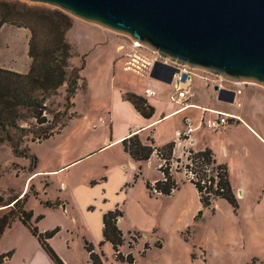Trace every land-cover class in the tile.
Returning a JSON list of instances; mask_svg holds the SVG:
<instances>
[{
  "label": "crops",
  "instance_id": "crops-1",
  "mask_svg": "<svg viewBox=\"0 0 264 264\" xmlns=\"http://www.w3.org/2000/svg\"><path fill=\"white\" fill-rule=\"evenodd\" d=\"M151 54L149 51L147 55ZM122 58L110 62V67H104L102 73L97 75L98 81L103 72H107L110 88L105 95L97 96L100 104H92L91 112H94V116L90 119L84 113L78 119H70L65 130L55 136L59 137L56 149L62 155L58 165L39 170L38 174L57 178L65 171H77L76 168H82V164L91 162L92 158L100 161L104 172L97 178L80 176L72 185L66 177H61L60 193L69 187L72 193L68 199L59 195L61 206H43L47 210L33 213V217L43 215L37 221L40 231L58 227L56 235L48 239L53 244V240L61 234L67 246L71 245L75 237H80L83 242L91 243L96 252L101 251V246L109 243L105 241L99 244L103 240V214L117 208L122 213L117 219V226L123 236L129 232H138L140 237L144 236L134 229L133 224H125V212L132 208L139 217H146L152 205V196L165 195L152 193L146 188V182L153 184L162 178L158 168L160 159L155 152L147 161L141 162V173L137 178L134 177L138 172V162L124 151L122 141L138 134L142 141L149 136L156 147L174 142L173 156H179L186 150L201 151L209 148L212 151L215 160L227 167L228 178L238 202L236 209L225 199L219 198L212 203L211 217L218 222L212 233L214 241L229 242V245H237L243 251H246V247L253 248L247 249V252L250 251L249 258L243 264L254 257L264 262V87L246 81L219 80L215 83L211 82L208 75H196L187 89L179 93L178 100L174 101L171 83L126 69ZM216 84L234 92L232 102L217 98L218 94L213 89ZM124 93L144 97L153 107L152 115L142 116L123 97ZM214 111L234 118L230 117L228 123L221 127L206 128L204 123L216 117ZM75 114L78 115L76 111ZM185 117L191 119L193 127L188 138L182 136ZM152 167L157 174L150 177L146 170ZM176 182L178 188L167 197L175 203L176 209L181 208L182 211L191 204V214H196L201 206L196 189L186 178L176 175ZM216 203L224 209V217L214 213ZM58 209L64 213L61 216L68 223L43 225L44 221L41 220L46 218L48 211ZM150 223L146 229L150 233L155 232L157 227L152 230V221ZM160 229L167 234L164 223ZM123 246L120 251L128 253L129 248L124 251Z\"/></svg>",
  "mask_w": 264,
  "mask_h": 264
},
{
  "label": "rangeland",
  "instance_id": "rangeland-1",
  "mask_svg": "<svg viewBox=\"0 0 264 264\" xmlns=\"http://www.w3.org/2000/svg\"><path fill=\"white\" fill-rule=\"evenodd\" d=\"M20 1L26 2L28 5L51 6L43 3ZM71 18L72 26L65 36L73 49L70 63L81 65L83 59L84 64L81 70L84 79L83 85L76 91L72 100L70 99L72 103L74 101L71 106L65 104V85L47 98L45 101L46 110L43 111L42 115L45 117L43 124H35V121L30 118L20 121V126L25 127L31 133L36 128L46 127L53 120V117L58 115V122L49 131L51 133L49 138L39 142L31 141V134L23 138L24 141L20 147L36 158L35 163H33L31 157H24L15 153L7 142L0 143V216L9 210L10 207L8 206H11V204H3L9 202L17 194L24 192L28 194V200L25 202L24 207L32 210L34 214L47 210L43 207L45 205L39 202L40 200L50 198L52 201H59L56 206L59 207L61 206L59 195H63L68 199L72 193L70 187L60 193L59 182L61 177H66L69 184L72 185L75 184V179L80 176L97 178L104 172L100 161L92 158L91 162L82 164V168H76L77 171L74 169L65 171L57 178H49L38 174L39 170L58 165L62 155L56 149L59 137L55 136L65 130L70 119L74 117L78 119L84 113H87L90 119L94 116V112H91L92 104L94 102L100 104V99L97 96H100V94L105 95V92H108L110 88L109 74L103 72L101 80L98 81L97 75L102 73L104 67H110V62L122 57L124 66H126L125 52L129 44L123 42V37L114 33L115 31L102 28L91 22L73 16ZM1 28L0 67L26 73L30 65V58L27 55L29 30L6 24L2 25ZM119 45L122 48H119ZM129 48H131L130 45ZM138 50L142 56H148L149 51L147 49L146 51L142 48ZM194 74L202 77L207 75L200 70H194ZM75 111L78 115L75 114ZM33 124L35 125L32 126ZM187 155V150L181 152L179 156L172 155L171 174L175 180L176 175L183 179H187L189 176L183 168ZM159 163H161L159 165L161 167L163 164L161 159ZM32 174L34 175L31 177ZM146 174L151 177L156 175L157 171L152 167V169L146 170ZM30 177L31 179H29ZM174 204L167 196H152V205L149 207V214L147 213L146 217H139L132 208L125 212V224H133L134 229L144 235L140 237L138 232H129L124 237L123 250L126 251L129 248V252L134 257L132 264H243L244 261H247L250 252H247V249L252 250L253 248L246 247V251H243L237 245H229V242L226 244L214 241L212 233L216 230L218 222L211 217V208L203 210L202 217L198 219L195 217L197 213L191 214V204L183 211L181 208L176 209ZM68 207H70V203ZM200 209L201 206L198 211ZM61 213L63 212L60 209L48 211L46 218L41 220L44 221L43 225H51L52 223L67 224L68 221L63 219ZM214 213H219L218 217L225 216L224 209L218 203L214 205ZM36 217H32V222ZM151 221L152 230L157 227V230L152 233L146 229ZM162 223L166 226L167 234L160 229ZM36 225L40 227L37 222ZM38 229L40 230V228ZM60 236L53 240L56 247L52 242L48 241V243L64 264H91V262H88L89 257L80 237H75L71 245L67 246L65 240H62ZM157 244H160V247ZM145 245L148 246L147 249L144 248ZM101 251L103 253L102 264H127L115 260L109 243L101 246ZM97 252L100 251L97 250ZM8 253L10 255L5 256ZM0 260H2L0 264H56L40 246L36 237L19 220H15L11 226L0 233Z\"/></svg>",
  "mask_w": 264,
  "mask_h": 264
},
{
  "label": "trees",
  "instance_id": "trees-1",
  "mask_svg": "<svg viewBox=\"0 0 264 264\" xmlns=\"http://www.w3.org/2000/svg\"><path fill=\"white\" fill-rule=\"evenodd\" d=\"M5 24L29 30L27 55L30 58V65L26 73L0 67V143L7 142L15 153L31 157L35 163L36 158L20 147L24 141L23 138L29 134H31L30 140L33 142L49 138L51 136L49 131L58 122V115L53 117L49 125L36 128L31 133L25 127L20 126V121L30 118L35 121V124H43L45 117L42 115L46 110L45 101L64 85L66 86L65 104L71 106L73 103L70 99L72 100L84 82L81 75L84 63L83 59L81 65L70 63L73 49L66 40L65 34L72 26V18L70 14L57 7L28 5L20 0H0V28ZM123 97L130 101L142 116L152 115L153 107L147 103L144 97L134 93H124ZM122 146L124 151L138 162V172L134 175L135 178L141 173V162L147 161L152 153L155 152L162 160L163 164L159 167V171L163 177L153 184L146 182V188L150 192L168 196L178 188V184L171 174L174 142L156 147L149 136L145 141H142L138 134H134L125 138L122 141ZM187 152L183 168L187 173L193 174V177H189L188 181L196 189L201 204V209L195 217L199 218L203 209L210 208L214 200L219 198L225 199L236 209L238 202L228 178L227 167L215 160L209 148ZM27 200L28 194L24 192L3 204H11V206H8L9 210L0 216V233L11 226L15 220H19L36 237L40 246L56 264H64L48 243V239L56 234L59 228L40 231L36 222L43 215H38L32 222L33 211L24 207ZM39 202L51 208L56 207L59 203V201L50 199ZM120 216L122 213L117 208L103 214V240L99 244L101 245L105 241L109 242L115 260L132 264L134 262L132 253L125 254L120 251V247L124 244V236L117 226V219ZM157 245L160 247V244ZM84 248L92 264H102V251L96 252L94 246L88 241L84 242ZM144 248L147 249L148 246L145 245ZM9 255L10 253L5 256ZM247 264H264V262L254 257Z\"/></svg>",
  "mask_w": 264,
  "mask_h": 264
},
{
  "label": "water",
  "instance_id": "water-1",
  "mask_svg": "<svg viewBox=\"0 0 264 264\" xmlns=\"http://www.w3.org/2000/svg\"><path fill=\"white\" fill-rule=\"evenodd\" d=\"M125 34L190 68L264 87V0H23ZM176 69L155 62L150 77L171 83ZM232 102L234 92L213 87Z\"/></svg>",
  "mask_w": 264,
  "mask_h": 264
},
{
  "label": "built area",
  "instance_id": "built-area-1",
  "mask_svg": "<svg viewBox=\"0 0 264 264\" xmlns=\"http://www.w3.org/2000/svg\"><path fill=\"white\" fill-rule=\"evenodd\" d=\"M114 33L123 37V40H124L123 42H126L131 47L129 48V45H128V49L125 52V55H126L125 68L126 69L134 71L136 73L149 74L155 62H160L162 64L169 65L176 69V71L174 72L172 76V80H171V84L173 86V91H174V96L172 97V100L174 101H177L179 98L178 96L179 93L187 89V87L192 83L195 77L194 70H200V71L205 72L209 76L211 82L216 81L215 83H218L217 81L219 80L220 81L226 80L220 76H217L205 70L197 69V68H190L187 65L178 64L176 63V59H174V61H171L170 59L159 55L157 51H152L151 49L145 47L144 45L135 43L129 36L125 34L118 33V32H114ZM119 48H122V46H120ZM139 48H142L144 50L147 49L152 54L150 56L144 57L140 54L138 50ZM214 112L216 114V117L204 123L205 127L209 129H215L223 125H226L230 117L234 118V116L228 115L223 112H218V111L217 112L214 111ZM184 123H185V130L182 132V134L183 136L187 138L188 135L193 130L192 121L189 117H185ZM187 174H189L188 178L193 177L192 173L188 172Z\"/></svg>",
  "mask_w": 264,
  "mask_h": 264
}]
</instances>
